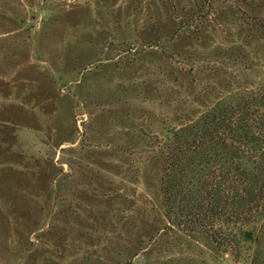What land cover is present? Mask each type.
I'll list each match as a JSON object with an SVG mask.
<instances>
[{
    "label": "rangeland",
    "instance_id": "obj_1",
    "mask_svg": "<svg viewBox=\"0 0 264 264\" xmlns=\"http://www.w3.org/2000/svg\"><path fill=\"white\" fill-rule=\"evenodd\" d=\"M212 7L0 0V264H264V195L208 232L160 191L171 131L264 130V0Z\"/></svg>",
    "mask_w": 264,
    "mask_h": 264
},
{
    "label": "trees",
    "instance_id": "obj_2",
    "mask_svg": "<svg viewBox=\"0 0 264 264\" xmlns=\"http://www.w3.org/2000/svg\"><path fill=\"white\" fill-rule=\"evenodd\" d=\"M177 1L166 0L173 12ZM186 1L191 21L184 25L195 24L199 12L206 18L215 11L213 0ZM244 110L209 109L196 121L170 132L160 191L166 206L171 200L176 205L166 207L167 217L177 212L183 215L182 222L195 221L201 229L213 232L221 213L228 215L230 210L232 217L240 219L252 203L263 198L264 151L259 140L264 130L256 133L250 119L240 117ZM185 209L192 214L184 215Z\"/></svg>",
    "mask_w": 264,
    "mask_h": 264
}]
</instances>
